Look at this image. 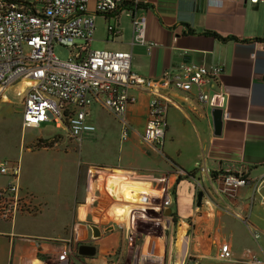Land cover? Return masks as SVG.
<instances>
[{
    "label": "crops",
    "instance_id": "crops-1",
    "mask_svg": "<svg viewBox=\"0 0 264 264\" xmlns=\"http://www.w3.org/2000/svg\"><path fill=\"white\" fill-rule=\"evenodd\" d=\"M142 1L139 9L147 17L145 35L153 43L151 50L147 45L132 44L133 27L128 14L131 4L110 15L95 14L94 35L104 40V49L131 51L132 70L152 80H158L183 62L220 65L224 68L221 86L226 99L219 100L220 106L214 107L200 103L195 93L188 97L173 93L176 104L167 111L162 148L142 140L152 98L148 88L129 89L136 101L127 109L126 140L121 138V122L99 103L91 102L87 121L95 129L83 132L80 141H72L80 142L82 147L85 140L87 150L90 146L118 145L119 151L101 164L90 163L87 171L80 172L76 187L42 193L32 189L41 204L36 215L20 214L13 221L0 219V264H109L118 250L119 264L126 261L134 246L128 240V217L123 213L110 218L115 200L102 199L101 190L91 187L90 174L88 180L85 178L91 167L97 169V174L108 170L143 179L132 181L136 184L132 187L127 179L120 181L115 177L124 183L119 187L125 190V201H137L130 192L139 189L138 186L142 191L153 192L159 186L157 178L168 175L175 192L173 217H160L153 210L162 221L157 220L159 232H141L138 223L135 226L140 242L137 248L148 264H189L190 255L198 256L200 264H248L253 257L264 260V188L257 190L251 183L229 196L219 192L217 181L225 172L241 173L250 180L264 175V3ZM110 24L117 27L116 34L109 32ZM22 85L17 80L7 91L19 96ZM214 91L211 90L212 94ZM214 108L223 109L220 134L214 130ZM102 110L113 116V125L98 117ZM46 130L28 143L33 144L29 151L54 148L46 147L58 146L63 136L68 137L57 127ZM22 174L23 167L20 184L29 187ZM8 182L9 178L0 174V186ZM198 192H203L200 206ZM118 198L124 200L122 196ZM151 198L155 204L160 203L158 196ZM238 214L246 216L248 221ZM91 225L101 229L100 237L93 236ZM111 225L113 229L105 232ZM226 242L232 252L230 261L218 257L221 245ZM67 245L71 246L68 260L60 261L59 256ZM81 245H94L95 255L80 254Z\"/></svg>",
    "mask_w": 264,
    "mask_h": 264
},
{
    "label": "built area",
    "instance_id": "built-area-1",
    "mask_svg": "<svg viewBox=\"0 0 264 264\" xmlns=\"http://www.w3.org/2000/svg\"><path fill=\"white\" fill-rule=\"evenodd\" d=\"M249 1L253 4L264 3V0ZM142 2L0 0V96L13 82L19 80L23 83L20 93L23 98L24 128L52 123L66 132L70 139L80 141L83 132L95 129L87 117L89 104L97 102L121 122V138L126 140L127 109L136 101V96L129 89L143 86L152 92V98L142 140L155 148H162L167 111L170 105L176 104L173 93L184 97L195 93L200 103L220 106L218 101L226 99L221 86L224 68L220 65L183 62L163 73L158 80H152L132 70L131 51L91 50L96 31L95 14L110 15L125 4L132 5L128 11L133 27L132 44L147 45L151 50L153 43H149L145 35L147 17L139 9ZM108 30L114 34L118 32L112 24L108 25ZM56 44L70 48L68 59L61 60L54 54ZM96 170L91 167L90 176ZM21 172L20 160L0 161V174L9 178L7 184L0 186L1 220L13 221L20 214L36 215L41 208L35 194L20 184ZM157 179L159 186L153 192L143 193L132 189L130 194H134L137 201H123L129 206L126 230L128 240L133 245L138 240L135 226L139 220L149 219L148 210H155L160 217H166L165 210L174 203L175 192L168 175ZM217 181L219 192L229 196H234L237 189L251 183L257 190L264 188V175L260 179L250 180L241 173L225 172L217 177ZM105 186L108 194L115 199L107 182ZM151 196H158L160 203L155 204ZM238 217L241 218L240 214ZM241 219L248 221L246 216ZM70 251L71 246L67 245L59 256L60 261L68 260ZM113 255L115 258L109 264H119L117 258L120 250ZM218 257L222 261L232 259L229 243L221 245ZM188 263L200 264V259L190 255ZM248 264H264V260L253 257Z\"/></svg>",
    "mask_w": 264,
    "mask_h": 264
},
{
    "label": "rangeland",
    "instance_id": "rangeland-1",
    "mask_svg": "<svg viewBox=\"0 0 264 264\" xmlns=\"http://www.w3.org/2000/svg\"><path fill=\"white\" fill-rule=\"evenodd\" d=\"M104 43V40L100 38L98 34H96L90 48L91 50L104 49ZM53 52L61 60H66L70 57V48H68L67 46L56 44L53 48ZM22 109L23 98L21 94L19 96H16L14 93H10L8 90L0 96V160H20L23 167L22 175L24 181L29 186L25 188L32 191L33 193H35L33 191L35 189H38L39 193H42L43 191H56L60 188L66 189L67 187H76L80 172H83L84 170L87 171L86 167L90 163L101 164L105 162L107 158H112V156L116 154V151H119L118 145L117 147L109 146L108 148L105 145L90 146L87 150L85 146V140L82 142V148L81 145L79 146L80 142L72 141L73 139L64 136L62 137L64 140L62 141V143H60V145H51L46 147L54 148L40 151H29L28 147L32 146L33 144L31 145L28 143L32 142L36 138V136L40 134V131H43V133H45L47 132V128L55 127L52 123H45L38 129L27 128L26 130H24L22 123ZM98 117L102 122L108 125H113L115 122L113 116L109 115L105 110H102L99 113ZM65 138H67L68 140ZM34 149L39 150L41 149V147H36ZM89 171L90 169L88 170L87 176L85 175V178L87 180L89 179ZM103 172L104 173L97 174L95 172V174H91L89 180L90 185L96 190H101L103 195L101 196L102 199L103 197H105L109 200L111 199L112 201L114 198L108 194L105 186L107 182L109 184V190L112 192V195L116 199H119L118 197L121 196L122 198H124V200L119 199L121 201H116L114 199L115 203L112 210L110 211V218L115 219L116 216L120 217V215L117 214V210L119 207H122L123 204H125L123 201H125V198L127 197L126 195H123L125 190L119 187L120 184H124L120 181L127 179V181H129L128 185L135 187L136 184L132 183V181H136L139 178L136 179L133 174H123L115 172H111L109 174V172L107 171ZM99 176L100 178H98ZM113 176H116V178H118L120 181H117ZM111 180H114L113 182L114 184H116L114 185V191L110 188L109 182ZM136 188L140 189L139 186ZM139 189L135 190L142 191L141 189ZM92 193H94V191ZM127 208L129 207H125V209ZM127 211L128 209L124 210L122 213H124V215H127V213L125 214V212ZM170 214H172V211L170 212ZM148 216L150 217V219L138 221V231L159 232L160 228L157 224V220L161 221L159 219V215L153 212V210H148ZM240 217L243 218L245 216L240 214ZM139 245L140 242L136 239V242L132 247V252L127 256L126 261L123 264H129L131 262L148 264V262L145 261L144 258H142L140 248H137V246ZM157 263L158 262H156V264Z\"/></svg>",
    "mask_w": 264,
    "mask_h": 264
},
{
    "label": "water",
    "instance_id": "water-1",
    "mask_svg": "<svg viewBox=\"0 0 264 264\" xmlns=\"http://www.w3.org/2000/svg\"><path fill=\"white\" fill-rule=\"evenodd\" d=\"M213 115V123H214V130L216 134H220L223 125V109L221 108H214L212 110ZM203 199V192H198L197 194V205L200 206L202 204ZM171 212V208H168L165 213L169 215ZM91 229L93 231V236L95 238L100 237L102 235L101 229L96 225H91ZM113 229V225L104 229L105 232L110 231ZM79 253L82 255L93 256L96 253V247L94 245H81L79 247Z\"/></svg>",
    "mask_w": 264,
    "mask_h": 264
},
{
    "label": "bare ground",
    "instance_id": "bare-ground-1",
    "mask_svg": "<svg viewBox=\"0 0 264 264\" xmlns=\"http://www.w3.org/2000/svg\"><path fill=\"white\" fill-rule=\"evenodd\" d=\"M108 171V170H107ZM110 174V173H109ZM124 174V173H123ZM118 175V174H117ZM112 177V176H111ZM114 178L116 177V176H113ZM114 180H111L109 183H110V188L114 191V185H116V184H114V182H113ZM116 182V181H115ZM116 187V186H115ZM140 192H143V193H147V192H145V191H140ZM149 193V192H148ZM125 207L126 206H122V207H119L118 208V212H117V214L118 215H121V214H123L122 212L124 211V210H127V209H125Z\"/></svg>",
    "mask_w": 264,
    "mask_h": 264
},
{
    "label": "trees",
    "instance_id": "trees-1",
    "mask_svg": "<svg viewBox=\"0 0 264 264\" xmlns=\"http://www.w3.org/2000/svg\"><path fill=\"white\" fill-rule=\"evenodd\" d=\"M214 34H216V33H214Z\"/></svg>",
    "mask_w": 264,
    "mask_h": 264
}]
</instances>
